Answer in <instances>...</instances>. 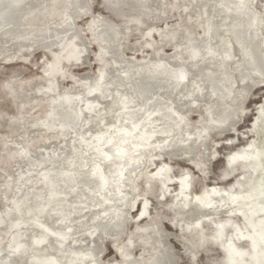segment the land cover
Listing matches in <instances>:
<instances>
[{"label": "clouds", "instance_id": "clouds-1", "mask_svg": "<svg viewBox=\"0 0 264 264\" xmlns=\"http://www.w3.org/2000/svg\"><path fill=\"white\" fill-rule=\"evenodd\" d=\"M0 264H264V0H0Z\"/></svg>", "mask_w": 264, "mask_h": 264}]
</instances>
